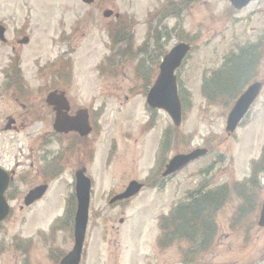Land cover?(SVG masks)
Segmentation results:
<instances>
[{"label": "rangeland", "instance_id": "obj_1", "mask_svg": "<svg viewBox=\"0 0 264 264\" xmlns=\"http://www.w3.org/2000/svg\"><path fill=\"white\" fill-rule=\"evenodd\" d=\"M106 11L112 12L108 18L104 17ZM0 20L8 28V39L23 34L30 37L29 45L19 49L32 90L41 89L40 95L58 83L78 107L90 106L99 114L82 264H189L182 249L194 251L193 258H189L191 264H264V227L258 226L264 204V172L255 192H224L227 197L221 200L214 218L217 233L212 243L207 238L203 250L188 242L162 252L158 242L160 218L169 216L190 192H200L206 186L204 192H214L223 184L244 182L250 177L253 162L259 161L263 153L264 86L237 133L228 136L226 124L245 89L255 82L264 83V0H256L242 11L234 10L228 0H96L94 4L82 0H0ZM162 31L168 37L157 40V33L161 36ZM183 41L193 50L177 71L186 96L183 124L177 128L167 113L150 111L146 98L159 77L161 59ZM247 46L254 47V61L250 72L248 65L244 69L239 66L244 74L241 81L245 82L236 98L227 103L220 92L214 99L204 95L203 85L223 67L225 59ZM142 49L146 52L140 54ZM114 53L116 58L109 63ZM12 59L11 48L0 45V121L20 110L13 96L2 97V71ZM140 61L144 67L142 78L136 73ZM47 65L54 67L47 72ZM32 102L35 109L40 100L24 104L30 108ZM34 128L7 130L0 135L1 164L14 169L18 179L27 181L17 183L22 196L32 185L45 180V173L27 174L30 149H38L37 156H41L40 161L44 156L45 163L62 155L57 141L41 140L44 132ZM169 130L174 137L165 142V151L159 154L162 142L158 136ZM47 141L52 144L45 149ZM200 147H208L211 153L173 178L161 176L163 166L174 157ZM44 149L47 154H43ZM79 159L74 154H63L59 163L63 170L52 181V192L24 213L17 207L13 223L3 225L0 264H12L11 253L27 249L25 244L18 250L11 248L18 237H33L40 245L38 231L51 226L55 219L62 222L50 238L55 241L54 247L65 253L73 249V225L70 214L66 215V204L74 193ZM19 163L22 166L17 169ZM147 176L151 178L146 182ZM131 180L144 182L146 187L131 201L110 205ZM218 194L219 201L223 195ZM71 209L75 214V200H71ZM241 209L244 213L240 219ZM21 220L26 223L16 222ZM45 232L48 234L47 229ZM36 251L45 252L42 246Z\"/></svg>", "mask_w": 264, "mask_h": 264}, {"label": "flooded vegetation", "instance_id": "obj_2", "mask_svg": "<svg viewBox=\"0 0 264 264\" xmlns=\"http://www.w3.org/2000/svg\"><path fill=\"white\" fill-rule=\"evenodd\" d=\"M0 24L5 26L6 33L8 34V28L5 23L0 20ZM29 43L30 37L26 34H23L19 37L9 38L5 43L0 41V45H4L11 48V52L13 54V59L10 60V64L6 67V69L2 71L4 78L3 82L5 85L2 97L5 96L6 98L13 96L15 104H17L20 108V110H16L15 112L7 115L0 121V135L1 133L7 130L19 132L21 130H27L32 127H35L34 129L41 130L42 132H44V136L41 140H46L48 138V140L50 142L52 141V143L54 141H57L61 148L60 153H62V155L70 153L74 154L76 157H81V159L78 160L77 169L74 172V178H76L77 172L83 171L85 172L86 176L91 178L93 182V179L90 176V170L92 164H95V156L98 151L97 131L98 129H100V127L98 126L99 114H96V110H91L90 106L78 107L74 99L70 98L69 92L66 90V88L60 87L58 83L56 84L57 87L51 85L46 89V91L43 90V93L40 95L39 92H41V89L38 91H34L32 90V88H30L31 81H29L24 74L23 65L25 64V61L23 59L22 50L19 49V47H25V45H29ZM137 66L139 67L136 73L140 78H142L143 76H141V73L142 71H144L142 61L138 62ZM44 68L47 72L49 71V65ZM44 68L42 67L43 70ZM45 70L44 72H46ZM68 79L69 77L67 78V80ZM52 91H58L61 99H52L51 102L53 103L48 104L47 97ZM31 100H40V102H38L39 105L35 109H33L35 101L31 103L30 108L27 104H24L25 102ZM73 118H75L74 120L77 119L74 125L70 124ZM57 120H59V131H56ZM173 137L174 135L172 133V130L166 132L164 136H158L159 143L162 142L159 154L165 151V142L168 139V142L171 141ZM52 143H44L46 144L45 149H47V146L50 147ZM45 149L43 150V154H47L48 152ZM30 151L32 155L28 160L30 164L26 166L27 174H35L40 176L42 173H45V180L39 184L32 185L28 191H31L35 188H39L41 186H47V192L40 200H38L31 206L24 207L23 202L26 195H20V189L17 186V183H27V181L24 179L21 180L20 178L18 179V173H16L14 169L6 168L9 171L11 178L9 188L5 193V199L11 207V211L13 212L16 206L22 213L37 206L42 200H44V198L48 196V193L52 192V181L57 179V177L61 174L63 170L60 168L59 164L62 161V155L58 156L55 161H52L51 163H45L44 156H42L41 161L39 160L41 156H37L38 149H34V147H32ZM158 158L160 157L158 156ZM157 162L159 163V161ZM19 164L16 165L17 169L22 166L21 164ZM41 164L42 169L40 171L39 165ZM0 165L3 167L1 162ZM261 165H263V163ZM94 166L95 165H93V167ZM166 167L167 163L163 166L161 170L162 177ZM157 168H160V166H158ZM22 174V172H19L20 176ZM150 178L151 176H147L145 178V180L147 179L146 182L150 180ZM143 184L146 187L145 183ZM125 190L126 188L118 194L123 193ZM119 204L121 203H118L117 205ZM67 207L68 203L66 204V208ZM16 222L26 223V221L24 220ZM5 223L13 222L11 219H7L6 221L2 222V224H0V231L4 227L3 224ZM70 223H74L73 219L70 220ZM59 225L60 224L58 221L52 223L51 226L49 225V227L46 228L48 234L45 232L46 229H41L38 231L40 232V234L38 235L37 240L40 241L38 243L40 245H37L33 237H27L26 239H21L20 237H18L17 241L19 242V245L17 244V241H15V246L12 245L13 247L11 246V248L18 250L20 245L25 244L27 245V249L25 251H16L15 253H11V255H14L12 264H62V261L69 254V251L68 253H65L64 251H60L59 248H55V241L50 239L54 236L53 233L57 230V228H59ZM34 243L36 244L35 247ZM43 245H45V247ZM41 246L45 250L44 253L36 251L37 248H40ZM2 248L3 246L0 241V258L2 255Z\"/></svg>", "mask_w": 264, "mask_h": 264}, {"label": "water", "instance_id": "obj_3", "mask_svg": "<svg viewBox=\"0 0 264 264\" xmlns=\"http://www.w3.org/2000/svg\"><path fill=\"white\" fill-rule=\"evenodd\" d=\"M86 4H93L95 0H82ZM232 6L240 11L246 8L251 2L256 0H229ZM112 12H106L105 17H110ZM5 29L0 26V39L4 38ZM191 51V46L188 44H180L168 53L160 66V75L154 87L151 89L147 102L153 109H161L166 111L173 119L176 126H180L182 122V105L178 94L176 71L181 67L183 61ZM262 85L256 83L249 87L245 94L239 99L233 108L227 124L228 134L236 131L238 125L247 114L252 104L260 95ZM52 98H59L54 93L50 95L49 102ZM59 121H57V124ZM76 120H72L70 124L74 125ZM59 130V129H57ZM206 150H196L186 156L175 157L167 167L164 176H169L181 170L189 163L205 156ZM9 186V175L0 168V222L9 216V208L4 198V193ZM141 185L132 183L128 191L116 200L129 199L135 196L140 189ZM45 187H41L34 192H31L26 200V205H30L35 200L41 198L44 194ZM77 200L78 209L75 217V247L72 253L64 260L63 264H79L83 253L86 232L89 222V207H90V192L91 182L87 179L83 172L77 174ZM259 225L264 227V205L261 209Z\"/></svg>", "mask_w": 264, "mask_h": 264}, {"label": "trees", "instance_id": "obj_4", "mask_svg": "<svg viewBox=\"0 0 264 264\" xmlns=\"http://www.w3.org/2000/svg\"><path fill=\"white\" fill-rule=\"evenodd\" d=\"M178 10L180 11L181 8ZM175 16H178V13H176ZM117 31L123 32L122 30ZM160 34L161 36L157 33V40L168 37V33L164 31ZM126 39L127 38L125 37V40ZM253 50L254 47L248 46L246 48H242L239 54H234L230 58L226 59L223 67L213 73L203 85L204 95H208L209 98L214 99V97L220 92V94L222 93L225 102H232L239 94L240 88L245 82L244 80L241 81L244 74L243 71L239 69V66L242 65L244 69V65L246 67L248 65L250 67V72L251 63L254 61ZM145 52L146 50L142 49L140 54ZM125 56H127V53ZM114 58H116V55L111 58L110 62H112ZM230 85H233V89L229 88ZM209 87H212V93L209 92ZM183 97V102L185 104L186 96L184 95ZM206 188L207 186L198 193L189 194L186 201L176 206L169 216L160 219L159 227L161 236L159 243L161 244V251H165L173 247L174 244L180 243L185 245L184 243L188 242L189 244H198L200 250H203L206 246L205 244L208 240L207 238H209L208 241L212 243L211 238L217 233L218 223L215 222L214 218L217 214V209L221 200H225L227 197V194H224V192H228V190L237 194H240L243 190H253L255 192L257 184L255 178H253L249 182L233 184L232 187L229 185L228 187L223 186L220 190L214 192H204ZM218 193L224 196V198L221 196L219 201L218 199L220 198V195ZM244 205L246 204L244 203ZM238 213L241 219L244 213L243 209L239 210ZM208 235H210V237ZM188 250L189 249L181 250L184 254L183 257L186 259V262H190V259H192L194 255L193 250H189V252Z\"/></svg>", "mask_w": 264, "mask_h": 264}]
</instances>
